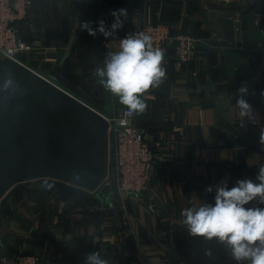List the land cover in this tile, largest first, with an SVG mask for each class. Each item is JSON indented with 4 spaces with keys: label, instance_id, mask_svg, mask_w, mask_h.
<instances>
[{
    "label": "crops",
    "instance_id": "0c3cea01",
    "mask_svg": "<svg viewBox=\"0 0 264 264\" xmlns=\"http://www.w3.org/2000/svg\"><path fill=\"white\" fill-rule=\"evenodd\" d=\"M119 9L127 19L115 37L79 27L90 21L95 29L100 20L110 27ZM135 17L199 38L192 61L177 66L170 55L163 82L148 90L145 111L135 114L134 125L155 157L148 189L125 196L114 191L108 125L105 174L95 187L36 178L3 193L0 264H13L21 253L37 255L39 264H85L93 251L109 264H236L224 245L188 236L180 213L214 203L207 186L255 179L264 165V0H33L17 26L28 44L20 58L64 93L110 116L124 105L93 73L108 51L118 50ZM242 82L256 113V122L243 127L235 106Z\"/></svg>",
    "mask_w": 264,
    "mask_h": 264
},
{
    "label": "clouds",
    "instance_id": "9594fccd",
    "mask_svg": "<svg viewBox=\"0 0 264 264\" xmlns=\"http://www.w3.org/2000/svg\"><path fill=\"white\" fill-rule=\"evenodd\" d=\"M111 15L114 21L110 27L103 20L97 22L95 29L90 21L81 22L79 27L92 36L99 32L106 38L115 37L127 19V11L114 10ZM164 57V50L154 47L151 36L127 33L120 38L118 50L108 51L102 66L97 67L93 75L120 104L130 112L140 114L146 109L142 97L150 88L159 87L166 75V69L162 67ZM14 84V76L9 73L0 90L8 91ZM236 94L235 106L242 118L241 126L246 122L255 123L256 113L247 99L249 87L246 82H242ZM260 143L264 145V128L260 132ZM44 186L51 187L47 183ZM205 191L214 192V203L203 201L180 213L187 235L224 245L236 264H264V165L259 167L255 179H238L232 187L226 180H221L218 185L207 186ZM204 254L211 258L212 250L206 248ZM85 264H109V261L93 251L85 255Z\"/></svg>",
    "mask_w": 264,
    "mask_h": 264
},
{
    "label": "water",
    "instance_id": "95a60500",
    "mask_svg": "<svg viewBox=\"0 0 264 264\" xmlns=\"http://www.w3.org/2000/svg\"><path fill=\"white\" fill-rule=\"evenodd\" d=\"M9 73L13 88L0 90V197L12 185L36 178L87 188L99 184L106 164L103 115L29 67L0 58V85Z\"/></svg>",
    "mask_w": 264,
    "mask_h": 264
},
{
    "label": "built area",
    "instance_id": "2783aa9c",
    "mask_svg": "<svg viewBox=\"0 0 264 264\" xmlns=\"http://www.w3.org/2000/svg\"><path fill=\"white\" fill-rule=\"evenodd\" d=\"M225 4L240 3L241 0H222ZM33 0H0V56L26 66L20 55L28 48V44L18 33V22L23 21L29 13ZM130 33H144L152 37L154 47L164 50L162 67L166 68L169 56L168 48L173 43V63L180 66L195 58L198 36L191 32L174 31L167 23L155 20L149 23L138 22L135 17ZM104 45L107 43L104 41ZM136 113L126 107L118 109L110 116H104L112 135L113 179L118 194L137 195L148 189L154 154L150 149L143 131L134 125ZM13 264H39L35 254H17ZM5 261V257H2Z\"/></svg>",
    "mask_w": 264,
    "mask_h": 264
},
{
    "label": "trees",
    "instance_id": "16d2710c",
    "mask_svg": "<svg viewBox=\"0 0 264 264\" xmlns=\"http://www.w3.org/2000/svg\"><path fill=\"white\" fill-rule=\"evenodd\" d=\"M18 23H19V22H18ZM168 53H169L168 58L170 57V55H171V56L173 55V43L169 45ZM168 58H167V59H168ZM113 186H114V185H113ZM114 189H115L114 191L116 192L117 190H116L115 186H114Z\"/></svg>",
    "mask_w": 264,
    "mask_h": 264
}]
</instances>
